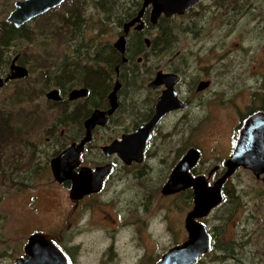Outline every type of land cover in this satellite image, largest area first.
<instances>
[{
  "label": "flooded vegetation",
  "instance_id": "flooded-vegetation-1",
  "mask_svg": "<svg viewBox=\"0 0 264 264\" xmlns=\"http://www.w3.org/2000/svg\"><path fill=\"white\" fill-rule=\"evenodd\" d=\"M24 1L0 0V38L2 30L20 32L19 38L0 39V78H7L12 66H20L28 69L29 76L10 80L3 88L30 82L33 59L31 55L29 60L26 57L38 37L45 39L42 45L47 44V47L52 41L59 43L57 55H49L60 66L55 86L48 88L46 79L39 82L40 95L52 109H58L56 122L46 129L50 136L46 138L47 145L56 149L45 162L29 161L28 164L33 174L42 168L48 170L54 185L61 190L53 197L58 223L50 222L49 229L31 233L23 254L14 255L11 264L28 257L25 248L35 233L48 235L65 253L69 264H157L156 201L168 204L169 210H165L168 214L173 208H179L184 218L177 232L183 234L185 240L172 246L188 239L186 222L196 207L197 188L192 184L173 193L177 186L169 188L167 193L163 191L189 153L196 159L188 169L181 171V179L212 189L215 196L222 197L208 215L194 218L195 222L206 225L205 221L222 209L229 216L238 204L237 192L242 191L245 203L264 198V191L255 190L251 194L247 187L239 189L235 183L236 176L243 172L261 182L264 189V171L257 175L252 169L240 166L227 176L229 162L245 125L252 120L256 128L254 135L264 126V70L261 67L237 70L234 54L225 53L224 48L236 30L235 23H221L218 35L223 39L219 42L202 39L206 26L212 24L193 14L199 8L205 9L203 4L207 0H200L184 14L167 16L162 12L157 18L152 0H103V6H93L94 14L89 13L85 18L89 29L84 32L86 36L90 33L85 43L90 48L88 57L93 70L83 71L84 74L72 69L78 67L74 60L78 61L80 56L79 33L68 32L66 42L61 38L66 27L69 28L67 24L77 25L79 19L74 8L66 6L72 0L17 27L8 20L18 3ZM132 22L135 23L129 26ZM249 25L258 37L264 34V22ZM110 29L113 33L108 36ZM207 37H213L212 33L208 32ZM122 38L124 53L116 47ZM22 45L27 54L17 51L11 56L10 51ZM220 52L225 54L220 55ZM250 53L255 54V51L250 50ZM231 56L233 67L222 70L221 64ZM31 89L36 90V87L30 85ZM53 90L59 92L60 101L47 98ZM75 90H86V94L72 100L71 93ZM163 97L170 102L166 105L170 109L166 107L168 110L161 113L157 106ZM94 113L98 114V121L90 130L89 140L77 159L72 157L63 162L69 172L59 181L52 161L73 145L79 151L81 143L88 138L86 123ZM256 117L263 118L257 121ZM210 122L219 129L211 137L214 146L207 149L202 139L193 142L189 131L190 126ZM153 123L150 131L143 129ZM60 127L63 128L58 136L53 132ZM140 132L142 135L135 140L130 152L109 149L114 143H122ZM31 153L36 158L39 148ZM75 180L82 181L87 193L73 194ZM64 199L67 205L63 207ZM161 219V224L167 222V216ZM168 231L171 232L170 226ZM211 234L212 249L196 264H201L203 258L214 251L213 231ZM231 244L232 241L220 244L215 251L226 252Z\"/></svg>",
  "mask_w": 264,
  "mask_h": 264
},
{
  "label": "rangeland",
  "instance_id": "rangeland-1",
  "mask_svg": "<svg viewBox=\"0 0 264 264\" xmlns=\"http://www.w3.org/2000/svg\"><path fill=\"white\" fill-rule=\"evenodd\" d=\"M203 6V8H206H199L193 14L198 19H203V22L212 24L206 26L202 39L206 42L209 40L213 43L219 42L223 39L221 35H218L221 23L231 21L235 23L236 30L229 45L227 44L224 48L225 53L234 54L233 56H235L237 61L235 62L237 70H246L248 67L250 69L252 67H256V69L261 67L260 69L264 70V34L258 37L256 35L257 32L252 31V27L249 25L264 22V0H207ZM210 8L211 10H209ZM89 13L90 15L94 14L92 9ZM95 13V16H97L98 12L96 10ZM33 28L35 29V27ZM208 32L212 33L213 37L208 38ZM112 33L113 31L110 29L107 35L110 36ZM87 38H90V33ZM44 41L43 37H38L29 54L26 52L25 44L17 48V50L13 49L10 51L11 56H14L17 51H22V53L27 54L26 59L29 60L30 55L34 59H38L46 56L45 53L48 50L60 51L59 43L55 44V41H52L49 43L50 46L47 47V44L42 45L45 43ZM220 43H216V45ZM250 50L255 51V54H249ZM52 51L50 52L53 53ZM225 53L220 52L219 54L223 55ZM233 56L230 57L229 61L221 64L222 70L233 67ZM249 60L250 62H248ZM31 67L37 68L34 60L31 63ZM77 70L80 74H84L81 67L77 68ZM39 73L40 70L36 69L32 72L31 79L28 80L30 82L11 84L0 90L1 105L7 102L11 96H14L18 90H29L30 85L36 87V94L33 100L25 104L23 110H19L20 113L23 112L27 116L26 120L29 121V125L27 124L28 132H25L20 137V140H23L22 142L13 145L12 149L7 152V156L0 158V264H11L14 255L18 257L23 254V248L31 233L39 229H49V223H55L58 219V212L53 197L59 195L61 189L54 185L55 182L51 179L48 170H39L37 174H33L28 164L29 161L39 160V163L45 162L48 157L53 155L54 149H56L50 144L49 146L47 145L46 138L50 136L46 129L56 122L58 109H52L47 104V99L40 95ZM37 92H39V95ZM15 111L16 108H13L12 112L14 113ZM62 128H55L53 133L60 136ZM218 129L219 126L211 122L200 126H190L189 135L192 136L193 142L202 139L204 147L207 146V149H210L214 146V141L211 137ZM36 147L37 149L39 148V153L35 158V155L31 152ZM207 149H205L206 153L208 152ZM19 150H23V156H21ZM40 150L42 151L40 152ZM8 163L11 165H7ZM8 166L10 167L8 168ZM14 174L16 178L15 184L12 178ZM3 175H6L9 181H2L4 179ZM235 183L239 189L247 187L248 192L251 194L255 190L264 191L259 184L261 182L255 180L247 173L241 172L238 174L235 178ZM241 193L242 191L237 192L238 204L234 205L236 207L234 212L227 216L224 209H222L205 221V224L209 226L211 232L213 231V235L217 236L216 244L219 247L220 244L223 246L227 241H236L242 247L230 249L226 252L214 250L210 255L203 258L201 264H264V198L245 203L244 196ZM66 205L67 203L64 199L63 207ZM167 205L161 200L156 201L155 204L156 263L160 261L167 250L173 247V244L181 243L185 240V236L177 232L178 227L182 226L184 220L179 208H173V205V209L168 214L165 212V210H169ZM34 208L41 210L36 212ZM251 214H254L253 218L250 217ZM166 216L167 222H162L164 224L163 228L161 218L163 217L164 219ZM168 226L171 227V232L168 231ZM227 253L229 255L225 257Z\"/></svg>",
  "mask_w": 264,
  "mask_h": 264
},
{
  "label": "water",
  "instance_id": "water-1",
  "mask_svg": "<svg viewBox=\"0 0 264 264\" xmlns=\"http://www.w3.org/2000/svg\"><path fill=\"white\" fill-rule=\"evenodd\" d=\"M66 0H26L18 3L17 9L12 13L9 18V22L13 23L17 27L21 26L30 19H33L45 12L58 7ZM154 2V13L156 18L162 12L167 16L174 14H184L191 7L196 5L200 0H152ZM132 22L129 26L133 25ZM128 25L126 26L127 29ZM117 49L122 53L125 52L124 38L116 44ZM29 76V71L25 67L12 66L11 73L7 78H0V89H2L7 82L14 79H23ZM117 90V89H116ZM169 93V92H168ZM86 94V90H75L71 93V99H77ZM116 98V92L111 96ZM47 98L51 101H60L61 97L57 90H53L47 94ZM163 97L157 106V111L164 113L170 106H166L168 103L167 99ZM116 106H113V109ZM169 107L168 109H165ZM175 106L171 107L174 109ZM263 117H256L254 120L261 121ZM98 121V114L94 115L86 123L88 128V138H86L79 146V151H76L75 146L67 149L58 158L52 161V167L55 177L62 181L65 179L66 174L69 172L63 162L66 159L75 157L77 159L78 154L82 151L84 144L90 138V130ZM250 119L242 130L240 139L238 141L236 150L231 157L229 162V172L231 175L237 167L243 166L245 168L252 169L257 175L264 171V126L256 132V128L252 125ZM146 127V128H145ZM143 129L150 131L154 127V123L145 126ZM142 129V131H143ZM144 132V131H143ZM137 134V133H136ZM133 135L125 138L122 143H114L109 147L111 151L125 150L130 152L133 145L136 143V139H140L142 132L137 135ZM146 140V141H145ZM145 143L148 138L145 139ZM130 146V147H129ZM130 149V150H129ZM133 150V149H132ZM196 157L189 153L184 161L178 166L175 173L172 176L171 181L165 187L164 193L169 192V188L177 186L178 189L171 190L172 193L179 191L194 185L197 188L196 207L190 214L186 222V228L188 230V239L177 246L169 249L160 259L157 264H196V262L203 256L211 251L213 245V236L209 231L208 227L204 224L197 223L194 218L204 217L208 215L210 210L217 206L221 201L222 197L215 196L214 190H208L205 187H197L196 183L190 180L181 179V171L183 172L186 168L188 169L192 163H194ZM82 181L75 180V186L73 194L87 193L84 189ZM28 257L26 259H18L15 264H69V261L65 253L55 245L49 238L48 235L43 233H35L30 236L29 242L25 248Z\"/></svg>",
  "mask_w": 264,
  "mask_h": 264
},
{
  "label": "trees",
  "instance_id": "trees-1",
  "mask_svg": "<svg viewBox=\"0 0 264 264\" xmlns=\"http://www.w3.org/2000/svg\"><path fill=\"white\" fill-rule=\"evenodd\" d=\"M103 6V0H72L69 5H66L67 8H74L76 11V14L78 15L79 19L77 21V25L71 26L72 22H69L65 29V33L61 38L66 42L67 40V33L72 30L79 33V39H80V52L78 53L79 59L78 61L74 60V63L78 67H74L72 69L77 70V68L81 67L83 71H86L87 73L90 70H93L91 68V64L89 63L90 59L88 57L90 48L87 47V44L85 43L87 39V36L84 34L86 30L89 29L88 21H86V17H89V11L94 6L95 8H98L99 5ZM20 33V32H19ZM19 33L17 31L13 32L12 30H2L1 31V38H19ZM3 34V35H2ZM87 34V33H86ZM5 36V37H4ZM97 36V35H96ZM22 38V37H21ZM46 56L43 58L32 59L36 63L37 68H32V71H35L36 69L39 71V82L42 79H46V84L48 85V88L51 86H55V77H56V71L60 69L59 63H57L55 60H51V56L49 55H57L55 52L51 53L48 51L45 53ZM44 69V70H43ZM85 72V73H86ZM46 75V76H44ZM41 76V79H40ZM36 94V90H20L15 96H11V98L0 105V158H3L4 156H7V152L12 149L13 145H15L18 142H22L23 140H20V137L25 134V132H28V126L29 121H27V116L24 115L25 113H20L19 110H23V107L25 104L33 100L34 95ZM41 94V93H40ZM39 95V93H38ZM52 104V102H51ZM55 105V104H53ZM58 105V104H57ZM16 108V111L13 113L12 109ZM18 109V110H17ZM19 112V113H18ZM21 156H23L24 152L23 150H19ZM17 160V158H15ZM7 165H11L8 163ZM10 166H8L9 168ZM43 169V168H42ZM41 169V170H42ZM38 171L35 173L37 174ZM4 179L2 181H9L6 177V175H3ZM13 181L15 184V174L13 175ZM14 186H21V185H14ZM217 236H215V244H214V250L219 248V246L216 244L217 242ZM241 245V244H240ZM237 247H240L232 241L231 246L226 248V251H229L230 249H237ZM228 253L225 254V257H228ZM224 258V257H222Z\"/></svg>",
  "mask_w": 264,
  "mask_h": 264
}]
</instances>
